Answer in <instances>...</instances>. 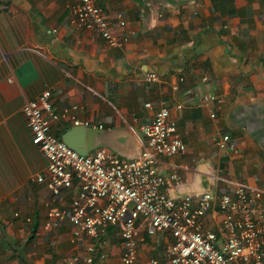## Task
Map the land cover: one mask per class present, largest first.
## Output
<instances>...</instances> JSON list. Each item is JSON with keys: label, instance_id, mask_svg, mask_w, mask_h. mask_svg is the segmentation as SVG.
<instances>
[{"label": "crops", "instance_id": "0c3cea01", "mask_svg": "<svg viewBox=\"0 0 264 264\" xmlns=\"http://www.w3.org/2000/svg\"><path fill=\"white\" fill-rule=\"evenodd\" d=\"M77 1L0 0V264H90L89 244L97 245L92 264H121L116 226L74 243L70 221L54 223L50 209L69 205L75 190L54 196L33 180L48 160L22 108L46 88L57 112L78 104L77 117L102 124L73 131V142L125 157L140 152L142 126L167 99L187 144L186 153L160 157L164 174L181 176L171 195L264 186V0H98L112 31L128 38L122 46L77 26ZM148 71L160 79L146 81ZM208 93L223 98L220 108ZM74 126L63 116L53 130L62 138ZM218 132L230 134L228 147ZM222 219L213 208L206 225L218 231ZM137 228L139 257L170 264L172 234L150 233L143 219Z\"/></svg>", "mask_w": 264, "mask_h": 264}, {"label": "built area", "instance_id": "2783aa9c", "mask_svg": "<svg viewBox=\"0 0 264 264\" xmlns=\"http://www.w3.org/2000/svg\"><path fill=\"white\" fill-rule=\"evenodd\" d=\"M77 26L94 30L110 45L122 46L127 37L112 31L104 6L98 0H78L72 6ZM154 71L145 73L146 81L159 80ZM52 89L46 88L27 99L22 111L34 144L44 152L48 164L33 180L44 184L54 196L75 190L71 203L64 208L52 206L54 223L69 220L72 239L80 244L100 238L111 225L122 239L121 264H155L157 260L139 257L137 222L143 219L150 233L169 231L173 241L166 249L170 264H264V186L243 182L231 192L214 189L174 196L169 188L181 182L177 171L164 174L159 169L161 156L182 154L187 144L171 118L167 99L159 101L152 119L142 126V149L137 156L125 157L107 146L81 153L53 130L54 122L69 117L75 125L99 127L89 119H80L78 104L66 106L63 114L54 108ZM205 101L218 108L223 98L208 93ZM147 107L153 108L148 102ZM178 106H182L178 103ZM217 112H211L216 117ZM217 144L226 148L229 133L218 132ZM223 215L220 230L206 225L211 209ZM96 244H89L86 262H94Z\"/></svg>", "mask_w": 264, "mask_h": 264}, {"label": "water", "instance_id": "95a60500", "mask_svg": "<svg viewBox=\"0 0 264 264\" xmlns=\"http://www.w3.org/2000/svg\"><path fill=\"white\" fill-rule=\"evenodd\" d=\"M75 130H80L82 132V134L85 133V130H86V126L84 125H75L73 128L70 129V131H67L65 133V135H63L62 139L67 142L70 146H72L73 148L77 149L78 151H80L81 153H87V148L85 146V143L84 141L82 142H78V143H75L71 140V133ZM141 151V150H140ZM139 153H137L136 155L134 156H137ZM133 156V157H134ZM209 189V188H208ZM211 189V187H210Z\"/></svg>", "mask_w": 264, "mask_h": 264}]
</instances>
